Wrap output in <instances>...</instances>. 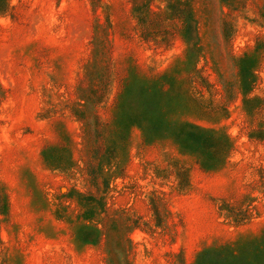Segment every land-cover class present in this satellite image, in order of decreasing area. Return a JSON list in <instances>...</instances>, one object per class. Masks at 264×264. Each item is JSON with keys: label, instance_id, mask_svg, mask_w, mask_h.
<instances>
[{"label": "rangeland", "instance_id": "374dc122", "mask_svg": "<svg viewBox=\"0 0 264 264\" xmlns=\"http://www.w3.org/2000/svg\"><path fill=\"white\" fill-rule=\"evenodd\" d=\"M0 264H264V0H0Z\"/></svg>", "mask_w": 264, "mask_h": 264}]
</instances>
